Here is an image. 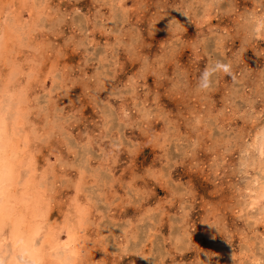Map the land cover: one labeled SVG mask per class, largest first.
Masks as SVG:
<instances>
[{"label":"rangeland","instance_id":"374dc122","mask_svg":"<svg viewBox=\"0 0 264 264\" xmlns=\"http://www.w3.org/2000/svg\"><path fill=\"white\" fill-rule=\"evenodd\" d=\"M0 148V264H264V0H0Z\"/></svg>","mask_w":264,"mask_h":264},{"label":"bare ground","instance_id":"6f19581e","mask_svg":"<svg viewBox=\"0 0 264 264\" xmlns=\"http://www.w3.org/2000/svg\"><path fill=\"white\" fill-rule=\"evenodd\" d=\"M2 40V39H1ZM2 41H4V40H2ZM6 41V40H5ZM4 41V42H5ZM2 44V43H1ZM12 106V105H11ZM2 111V110H1ZM14 114V113H13ZM5 116V115H4ZM3 118V117H2ZM12 118V117H11ZM4 119H5V117H4ZM7 120V119H6ZM10 120H12V119H10ZM1 146H3V145H1ZM4 147V146H3ZM3 150V149H2ZM0 151H1V148H0ZM2 152V151H1ZM0 170H1V168H0ZM3 173V172H2ZM2 176V175H1ZM0 176V177H1ZM23 177V176H22ZM3 183H4V181H3ZM6 184V183H5ZM4 195V194H3ZM4 198H2V200H3ZM5 200H6V198H5ZM7 201V200H6ZM4 202V201H3ZM3 202H1V203H3ZM5 203V202H4ZM2 205L0 204V207H1ZM9 206V205H8ZM3 207V206H2ZM2 207L0 208L1 209V211H2ZM5 208V207H4ZM37 209V208H36ZM3 213V212H2ZM5 215H6V213H4ZM12 215V214H11ZM13 216V215H12ZM17 217H19V216H17ZM16 217V218H17ZM1 218V220H2V217H0ZM14 218V217H13ZM12 220V219H11ZM19 220V219H18ZM14 221H15V219H14ZM4 222V221H3ZM2 222V223H3ZM18 222V221H17ZM11 223H12V221H11ZM3 225V224H2ZM4 227V226H3ZM21 227V226H20ZM1 228V227H0ZM18 228V227H17ZM16 228V229H17ZM21 230V229H20ZM1 233V232H0ZM23 233V232H22ZM25 233V232H24ZM31 233V232H30ZM33 236V235H32ZM75 237V236H74ZM1 238V237H0ZM33 238V237H32ZM40 239V238H39ZM71 239V238H70ZM23 240V239H22ZM1 241V240H0ZM3 241V240H2ZM26 241V240H25ZM5 242V241H4ZM3 242V243H4ZM13 242V241H12ZM27 242V241H26ZM54 242V241H53ZM2 243V244H3ZM6 243V242H5ZM33 243V242H32ZM64 243V242H63ZM6 245V244H5ZM9 245H11V247H12V244H9ZM35 245V244H34ZM66 245V244H65ZM59 246H62V245H59ZM10 247V246H9ZM28 247V246H27ZM35 247V246H34ZM58 247V246H57ZM28 248H30V247H28ZM54 248V247H53ZM12 249V248H11ZM14 249V248H13ZM34 249V248H33ZM59 249V248H58ZM65 249V248H64ZM3 250H4V248H3ZM60 250V249H59ZM10 251V250H9ZM51 251V250H50ZM64 251V250H63ZM68 251V250H67ZM76 251H77V249H76ZM3 252V251H2ZM52 252V251H51ZM50 252V253H51ZM65 252V251H64ZM6 253V251L4 252V253H2V254H5ZM26 254H27V251L25 252ZM52 254V253H51ZM50 254V255H51ZM73 254V253H72ZM10 255V254H9ZM29 255V254H28ZM76 255V254H75ZM74 255V256H75ZM78 255V254H77ZM1 256V255H0ZM11 256H13V255H11ZM35 256V255H34ZM33 256V257H34ZM38 256H39V254H38ZM56 256V255H55ZM32 257V256H31ZM51 257V256H50ZM63 257V256H62ZM16 259H17V257H15ZM29 258H30V256H29ZM40 258V257H39ZM45 258V257H44ZM71 258H72V256H71V254H66V252L64 253V257H63V261H69V260H71ZM36 260V259H35ZM42 260V259H41ZM74 260V259H73ZM75 261V260H74ZM34 263V262H33ZM35 264H36V262H35ZM71 264H73V263H71Z\"/></svg>","mask_w":264,"mask_h":264}]
</instances>
